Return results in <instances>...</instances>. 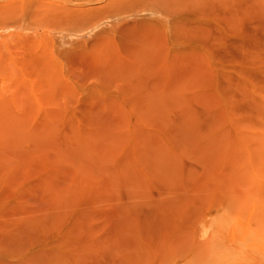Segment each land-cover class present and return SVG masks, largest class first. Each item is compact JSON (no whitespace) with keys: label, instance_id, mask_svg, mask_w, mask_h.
<instances>
[{"label":"rangeland","instance_id":"rangeland-1","mask_svg":"<svg viewBox=\"0 0 264 264\" xmlns=\"http://www.w3.org/2000/svg\"><path fill=\"white\" fill-rule=\"evenodd\" d=\"M0 264H264V0H0Z\"/></svg>","mask_w":264,"mask_h":264}]
</instances>
